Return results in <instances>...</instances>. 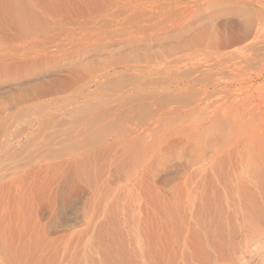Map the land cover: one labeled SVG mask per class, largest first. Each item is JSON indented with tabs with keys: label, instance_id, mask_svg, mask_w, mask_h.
Wrapping results in <instances>:
<instances>
[{
	"label": "rangeland",
	"instance_id": "374dc122",
	"mask_svg": "<svg viewBox=\"0 0 264 264\" xmlns=\"http://www.w3.org/2000/svg\"><path fill=\"white\" fill-rule=\"evenodd\" d=\"M244 20L263 28L264 0H0V253L152 264L157 181L174 175L170 203L201 200L199 215L214 195L224 205V252L191 263L264 264L260 227L241 219L254 213L236 209L246 202L221 175L193 179L187 167L264 109V42L247 62L215 66L221 45H245ZM202 90L210 97L199 102ZM205 216L195 218L201 236Z\"/></svg>",
	"mask_w": 264,
	"mask_h": 264
},
{
	"label": "bare ground",
	"instance_id": "6f19581e",
	"mask_svg": "<svg viewBox=\"0 0 264 264\" xmlns=\"http://www.w3.org/2000/svg\"><path fill=\"white\" fill-rule=\"evenodd\" d=\"M237 30L241 31L240 33H242V36L240 34V37H242L241 39L243 40V43L245 42L244 43L245 45H243L240 48L238 47L235 50H232L229 52H226V51L223 52V50L226 49V47H225V46H227V45H225L226 43L224 45H221L222 47L224 46V49L221 50L222 47L219 48V50H221V51H219V53L217 54L218 59L215 63V66L222 68V66L225 65L226 67H228V65L231 66V63L235 62V61L236 62L238 61L241 63L242 61L250 60V59H252V57L257 55L256 52H258V50L261 49L259 47H260L261 43L264 42V27L262 28L260 25H258V26L256 25L254 27L252 25V23L250 22V20H244L242 23L239 24V28H237ZM227 35H228V33H227ZM220 36L222 37V34ZM220 36H218V37H220ZM225 36H226V34H225ZM225 36L223 34L222 38L224 40H225ZM227 38H228V36L226 37V40H227ZM216 39L217 40L219 39V42L217 40L216 41L218 43H221V44H222V41H224V40H221V38H216ZM217 42H216V44H218ZM240 43H241V41H240ZM243 43H241V44H243ZM229 44H228V46H231V42ZM231 47H233V45ZM241 64L240 65L238 64L239 65L238 67H240ZM232 66L234 67V64ZM196 69L194 68V70H196ZM208 71H210V70H208ZM219 71H221V70H219ZM222 71H225V69H223ZM193 72H194L193 74H195L196 71H193ZM219 73H221V72H219ZM214 74H215V72H214ZM225 74H227V73H225ZM232 75H235V74L233 73ZM202 91H203V93H202ZM202 91H201L202 99H200L199 102L205 101L206 98L210 97V95H209V97L205 98L206 92H204V90H202ZM214 92L216 93V92H218V90L213 91V94H214ZM201 93H199V94L201 95ZM222 93H223V91H222ZM228 93H229V91H228ZM200 95H198V96H200ZM212 96L213 95L211 93V97ZM208 101H210V100H208ZM212 103H215V102L214 101L211 102L210 105ZM205 105L209 106V104H205ZM213 106H214V104H213ZM254 109L255 110H253V111H256V108H254ZM253 111H251V112H253ZM250 114L252 115V113H250ZM251 115L249 117L252 119L248 118V119H250L251 124L247 123V125L249 124V126L247 127V125H245L246 126L245 128L244 127L243 128H237L235 131L236 133L232 137H230L229 139H223L220 142V144L215 146V153L214 154L212 153L213 155L209 154V150H208L209 144L206 143V146H205L206 149H204V151L201 152V155L198 154V157H195V156H192V154H193L192 153L189 155L190 156L189 158L187 157L188 160L187 159L186 160H187V164H188V166H187L188 171L190 170V175L189 174L188 175H189V177L192 176L193 179H196L194 177H197L200 180H203L204 179L203 176H206V175L216 176L217 174H218V176L221 175V177H224L223 179H225V181L227 183V188H230L229 190H227L229 195L232 196V198L235 199L237 202L238 201H241V203H242V201L246 202V203L242 204V206L239 203L238 208H236V209L237 210L239 209V211L240 210L244 211L241 214H246V213L251 214V211H252L255 215V216H253L251 214V215H249V217L247 215H246V217L242 215L243 218L241 217V219L242 220L245 219L246 223L249 222L248 223L249 225H251V224L256 225L257 224L260 227L258 229L259 235H258V237L257 236H255V237H257V239H258L260 236L261 238L264 239V226H263L264 224L262 226H260L259 224H261V223H259V224L257 223L258 221L260 222L261 219H257V215L255 214V211L258 213L264 212V109L263 108L261 110L257 109L256 114L254 113V117H251ZM223 127L224 126H222L221 129ZM227 132H228V130L225 131V133H224L225 136H226ZM230 132H232V131H230ZM204 138L206 139V137L202 138L203 141H204ZM223 138H226V137H223ZM207 139H208V137H207ZM195 166H198V167L195 169ZM240 166H244V167H242V170L244 169L243 172L242 171L239 172ZM193 167H194V169H193ZM231 177H232V179H230ZM229 179H230V181H229ZM176 180H177V177H175L174 175L173 176L171 175V176H168L162 180L160 179L157 181L158 183H157V188H156V191H157L156 196L158 197L157 198V203H158L157 204V207H158L157 210L159 211V212L156 211L159 213L158 214L159 218H158L157 226L155 229L157 231L155 232L156 234L147 242V244L145 243V246L147 245L148 250L150 252L149 255H151L150 260H151L152 264H189L192 262L191 260H193V262L197 263L196 261L203 259V258L205 259L204 256L209 257V255L211 254L209 252H211L213 249L217 253H219L217 249H220V251H222V249H224L223 247L225 244H224V241L222 240V237H219L220 239H218V237H217V236H221L220 223L219 222L222 219V218L220 219L221 213L222 214L224 213V211L221 212V209L223 210V208H222L223 201L220 200V196H218V199H216L217 197H215V195H214V197H212L213 198V200L211 199L212 202L217 200L214 205H212L211 201H209L210 203L207 201L208 210L207 211L205 210L206 213H205V211H204V213H203V211L202 212L200 211L202 214H207V216H205L206 217V220H205L206 224L204 225L205 227L203 226L206 229V232H204V235H203L204 237H203V236H201V233H202V230H204V229L200 228L201 232L199 230V233H200L199 234L197 232L199 227L197 228L198 225H197V222L195 221V218H197L198 216L200 218V216H201V213H200V215L197 214V210L199 209V207L203 203V201L198 200L196 202L195 199H193L190 196L192 198V200H191V198H189L190 201H186V202L184 201V203L181 202L178 204L174 200L172 203H170L171 201H169V200L172 198V196L174 195V193H176V190L178 189L179 182H175ZM171 182H172L171 192L169 194V198H167V201H169V202H168V204H166V207H164L165 203H163L164 201H162L163 197L161 195V190H162L163 185H165V186L169 185ZM186 191H188V190H186ZM256 193H257V195L255 196ZM188 195H190V194H188ZM210 197H209V199H210ZM204 199H205V197H204ZM209 199H207V200H209ZM159 200L161 203H163V205L160 202H158ZM186 200H188V199H186ZM167 201H166V203H167ZM208 203L211 204L210 208H209ZM204 205H202V206H204ZM245 205H248L252 209L251 208L250 209L245 208ZM162 206L164 209L162 208ZM245 210H248V211L245 213ZM239 211H236V213ZM163 214H165V216ZM195 214H197V217L195 216ZM233 215H234V213H233ZM237 215L238 214H235V216H237ZM259 215L260 214H258V216ZM226 216H227V214H226ZM240 216L241 215H239V218H240ZM259 217H261V215ZM262 218H263V216H262ZM163 219H165V222H162ZM225 219L223 218V221H225ZM227 220H231V219H227ZM239 221L240 220H238V222ZM245 221H243L244 227H245ZM225 222H227V221H225ZM225 222H221V224L222 223L224 224ZM238 222H236V223L238 224ZM203 223H204V221H203ZM233 223H235V220ZM229 224H231V223H229ZM237 224H235L236 227H237ZM223 226L224 225H222L221 228ZM230 226H232V224ZM244 227H243V230H245ZM249 227H251V226H249ZM249 227H248V229H249ZM250 229L249 230L252 231L253 227H251ZM232 230H234V229H232ZM242 233H243V231H242ZM251 233H248V235ZM241 235L242 236L245 235V232H244V234H241ZM255 235H256V233H255ZM213 236H215L216 238ZM227 236H230V235L227 234ZM246 236H247V234H246ZM255 237H252V240ZM199 238H202L203 240H200ZM241 238L243 239V241L246 240L243 237H241ZM263 239H261V242H263L262 241ZM228 240L230 242L231 238ZM253 241H255V240H253ZM238 242H240V241H238ZM257 242H259V241H257ZM28 243H29V241H28ZM243 243L241 245H243ZM234 244H235V242H234ZM243 247L241 246L239 248H243ZM208 249L209 250L211 249V250L207 251ZM227 249H228V247H227ZM214 250H213V252H214ZM241 250H243V249H240V251ZM222 252H224V251H222ZM222 252H220V253H222ZM208 253H209V255H208ZM212 254L213 255H211V256L213 257L216 253H212ZM198 255H200V256H198ZM197 256L200 257V259ZM221 256H222V254H221ZM115 257H116V253H105V255L102 256L100 254V252L97 251V258L93 257V255L90 254L89 256L86 257V261L84 264H105V259H106V261L110 262ZM239 257H240V255H239ZM194 259H195V261H194ZM35 260L36 259H35L34 255H32L31 253H28V252L20 251L19 249H13L10 252L0 253V264H51L48 261H45L44 259H40L37 261H35ZM217 260H218V258H217ZM204 261H206V260H204ZM213 261H214V259H213ZM222 261H223V259H222ZM241 261H242V259H241ZM195 263H191V264H195ZM198 263H199V261H198ZM222 263H225V262H222ZM57 264H68V263H65V261H62V262H59Z\"/></svg>",
	"mask_w": 264,
	"mask_h": 264
}]
</instances>
